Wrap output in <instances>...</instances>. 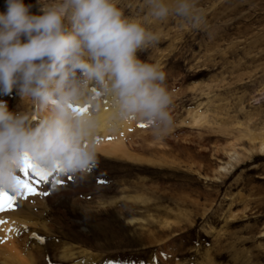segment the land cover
<instances>
[{
    "label": "rangeland",
    "instance_id": "1",
    "mask_svg": "<svg viewBox=\"0 0 264 264\" xmlns=\"http://www.w3.org/2000/svg\"><path fill=\"white\" fill-rule=\"evenodd\" d=\"M60 2L24 0L33 14ZM117 6L159 36L137 55L166 72L174 125L157 138L93 89L98 166L83 181L53 173L38 186L50 195L0 212V264H264V0H195L198 27L152 17L147 0ZM0 101L34 123L45 115L15 89Z\"/></svg>",
    "mask_w": 264,
    "mask_h": 264
},
{
    "label": "clouds",
    "instance_id": "2",
    "mask_svg": "<svg viewBox=\"0 0 264 264\" xmlns=\"http://www.w3.org/2000/svg\"><path fill=\"white\" fill-rule=\"evenodd\" d=\"M0 13V91L15 89L45 115L10 111L0 101V186L12 189L24 154L57 165L83 181L99 163L95 135L99 102L106 97L121 121L135 119L163 138L174 125L167 74L137 53L159 41L143 23L125 17L117 0H61L33 14L24 0H6ZM152 17L170 14L193 27L204 21L195 0H147ZM92 105L93 110L77 109Z\"/></svg>",
    "mask_w": 264,
    "mask_h": 264
},
{
    "label": "snow or ice",
    "instance_id": "3",
    "mask_svg": "<svg viewBox=\"0 0 264 264\" xmlns=\"http://www.w3.org/2000/svg\"><path fill=\"white\" fill-rule=\"evenodd\" d=\"M89 105L78 108L80 112H86ZM140 127L147 126L144 123L139 125ZM19 172L23 173L17 175L15 180V185L12 189H5L0 186V212L6 210H13L22 207V201L27 200L31 196L43 195L48 196L50 193L47 190H39L38 186L42 183H49L50 177L53 173H63V170L57 165L56 167L48 168L41 166L37 163L34 158L25 153L23 160L19 167ZM67 180H73L74 177L68 175ZM105 181L103 179L99 180L98 183L103 184ZM55 184L62 186L65 183V178L62 177L54 181ZM6 223L4 220H0V224ZM15 229H9V231H14ZM18 231V230H15ZM33 237L38 239L40 243H44V238L33 233ZM2 242V241H0Z\"/></svg>",
    "mask_w": 264,
    "mask_h": 264
},
{
    "label": "bare ground",
    "instance_id": "4",
    "mask_svg": "<svg viewBox=\"0 0 264 264\" xmlns=\"http://www.w3.org/2000/svg\"><path fill=\"white\" fill-rule=\"evenodd\" d=\"M103 117V116H102ZM101 122H103V120L101 121ZM106 124L107 123H102V125H101V127H102V129H104V127L106 126ZM99 132V131H98ZM103 134V131L102 130H100V135H102ZM104 141H106V140H102L101 142H99V143H96V147L98 148V147H104L105 145H104ZM108 144V145H107ZM106 145H107V148H106V150H105V152H109V153H115V152H118L119 151V149L121 148V146L123 145V141H122V139L121 138H115L114 140H110L109 142H106ZM259 149L261 150V151H263V153H264V142H262L261 143V145H260V147H259ZM234 160H236V159H238V154L235 152V157L233 158ZM222 169H226L225 167H222Z\"/></svg>",
    "mask_w": 264,
    "mask_h": 264
}]
</instances>
